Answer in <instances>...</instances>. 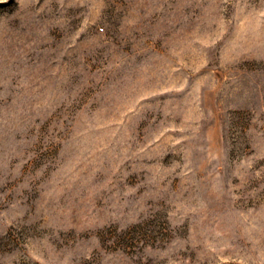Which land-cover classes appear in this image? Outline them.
<instances>
[{
  "label": "rangeland",
  "instance_id": "obj_1",
  "mask_svg": "<svg viewBox=\"0 0 264 264\" xmlns=\"http://www.w3.org/2000/svg\"><path fill=\"white\" fill-rule=\"evenodd\" d=\"M0 264H264V0H0Z\"/></svg>",
  "mask_w": 264,
  "mask_h": 264
}]
</instances>
